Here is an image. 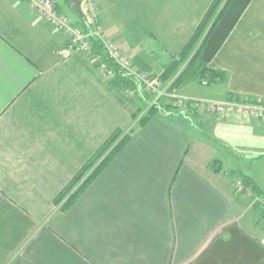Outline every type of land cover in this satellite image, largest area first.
<instances>
[{
    "label": "crops",
    "instance_id": "obj_1",
    "mask_svg": "<svg viewBox=\"0 0 264 264\" xmlns=\"http://www.w3.org/2000/svg\"><path fill=\"white\" fill-rule=\"evenodd\" d=\"M76 24L86 0H53ZM99 25L133 67L159 76L213 0H94ZM25 0H0V264H264V117L159 112L67 209L54 200L143 102ZM224 83L185 96L264 102V0H251L211 60ZM206 88V89H205ZM239 102V101H238Z\"/></svg>",
    "mask_w": 264,
    "mask_h": 264
},
{
    "label": "trees",
    "instance_id": "obj_2",
    "mask_svg": "<svg viewBox=\"0 0 264 264\" xmlns=\"http://www.w3.org/2000/svg\"><path fill=\"white\" fill-rule=\"evenodd\" d=\"M250 2L251 0H213L189 41L177 55L172 57L159 76L150 77H157L165 86L168 85L169 92L176 90L180 93V89L193 83L201 84L206 81L209 85H214L226 82L227 75L222 71L212 69L209 64ZM75 26L83 29L86 33L93 28L92 23H88L86 26L83 24H76ZM88 40L91 43L92 54L98 57V63L94 62L97 69L100 64H105L113 73L110 78L111 82L118 88L126 90L141 103L143 102V107L147 106L146 109L151 111L148 114L146 112L138 120L137 115H135L134 123L127 131L116 129L107 138L55 198L54 202L61 210H67L129 141L132 134L159 112L176 109L184 113L193 112L196 114L199 112V109L194 105L193 99L195 98L193 97H190L191 100L188 101L184 109L177 107L175 100L172 98L163 97L155 100L152 93H148L141 87L136 77L128 75L125 70L114 62L101 39L90 35ZM240 100L239 97L231 96L226 101L240 102ZM242 180L245 188H251L255 196L264 198L263 192L256 187L250 178L242 177ZM67 194L68 198L63 205H59L61 198H66ZM254 205L262 210L264 214V208H260L258 204Z\"/></svg>",
    "mask_w": 264,
    "mask_h": 264
},
{
    "label": "built area",
    "instance_id": "obj_3",
    "mask_svg": "<svg viewBox=\"0 0 264 264\" xmlns=\"http://www.w3.org/2000/svg\"><path fill=\"white\" fill-rule=\"evenodd\" d=\"M28 1L43 17L47 18L55 24L59 31L65 33L69 39V44L63 55L69 57L75 51H85L88 52L95 63H98V57L92 54L91 43L88 40L90 35L96 36L101 39L110 54V57L114 62L123 70L127 72L128 75H132L138 79L141 87L148 93H152L155 100L163 97L172 98L175 100V104L179 108H186L190 97L182 95L178 91L169 92L168 85L165 86L160 79L157 77H150L139 73L131 63V60L122 55L118 46L115 45L111 40H109L99 25V20L97 14L95 13V1L86 0L88 13L92 19L93 28L86 33L83 29L75 26L68 15L59 12L53 0H25ZM98 70L105 76L111 78L113 73L108 69L105 64H100ZM194 105L199 109H210L219 114L224 113H241L248 117H264V105L259 103L251 102H237V101H206L202 99H193ZM233 191L238 195H244L249 197L253 204H258L260 208H264V198L260 196H255L251 188H245L243 180L240 177H236L233 182Z\"/></svg>",
    "mask_w": 264,
    "mask_h": 264
},
{
    "label": "rangeland",
    "instance_id": "obj_4",
    "mask_svg": "<svg viewBox=\"0 0 264 264\" xmlns=\"http://www.w3.org/2000/svg\"><path fill=\"white\" fill-rule=\"evenodd\" d=\"M58 2H59V0H57ZM95 13L97 14V11H96V9H95ZM113 42V41H112ZM114 43V42H113ZM116 45V44H115ZM117 46V45H116ZM121 51V50H120ZM121 53H122V51H121ZM122 55H124L123 53H122ZM206 84V81L205 82H202L201 84H193L194 86H197V87H195V88H199V86H201V85H205ZM206 86V85H205ZM206 89V88H205ZM181 94L182 95H185L183 92H181ZM259 104H262V105H264V103H259ZM147 107V106H146ZM146 107H143V109L142 110H140V112H139V114L137 115V120L138 119H140V118H142L143 117V115H145L146 114V112H147V114L148 113H150V111L151 110H147L146 109ZM68 198V194L66 195V198L64 197V198H61V202H60V204L59 205H63V203L65 202V200Z\"/></svg>",
    "mask_w": 264,
    "mask_h": 264
}]
</instances>
